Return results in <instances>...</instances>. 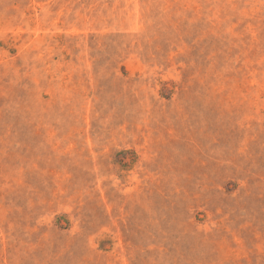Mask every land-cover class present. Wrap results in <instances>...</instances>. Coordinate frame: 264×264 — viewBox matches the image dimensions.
<instances>
[{"label": "rangeland", "instance_id": "rangeland-1", "mask_svg": "<svg viewBox=\"0 0 264 264\" xmlns=\"http://www.w3.org/2000/svg\"><path fill=\"white\" fill-rule=\"evenodd\" d=\"M0 264H264V0H0Z\"/></svg>", "mask_w": 264, "mask_h": 264}]
</instances>
